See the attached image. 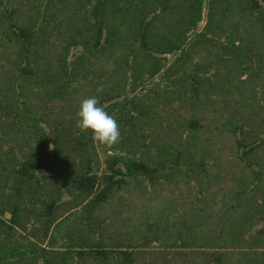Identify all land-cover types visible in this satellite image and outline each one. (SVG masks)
I'll use <instances>...</instances> for the list:
<instances>
[{"label": "trees", "instance_id": "trees-1", "mask_svg": "<svg viewBox=\"0 0 264 264\" xmlns=\"http://www.w3.org/2000/svg\"><path fill=\"white\" fill-rule=\"evenodd\" d=\"M0 264H264V0H0Z\"/></svg>", "mask_w": 264, "mask_h": 264}, {"label": "clouds", "instance_id": "clouds-1", "mask_svg": "<svg viewBox=\"0 0 264 264\" xmlns=\"http://www.w3.org/2000/svg\"><path fill=\"white\" fill-rule=\"evenodd\" d=\"M102 88V85L98 86L97 91ZM76 116L75 126L81 132L89 133L94 142L110 146L119 140V124L116 118L104 109L98 96L92 95L81 100Z\"/></svg>", "mask_w": 264, "mask_h": 264}, {"label": "rangeland", "instance_id": "rangeland-1", "mask_svg": "<svg viewBox=\"0 0 264 264\" xmlns=\"http://www.w3.org/2000/svg\"><path fill=\"white\" fill-rule=\"evenodd\" d=\"M168 60L172 59V55H167ZM5 216H8L7 214H5Z\"/></svg>", "mask_w": 264, "mask_h": 264}]
</instances>
